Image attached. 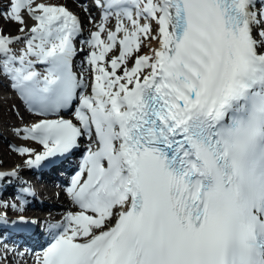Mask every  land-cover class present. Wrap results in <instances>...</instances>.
<instances>
[{"label":"snow or ice","instance_id":"snow-or-ice-1","mask_svg":"<svg viewBox=\"0 0 264 264\" xmlns=\"http://www.w3.org/2000/svg\"><path fill=\"white\" fill-rule=\"evenodd\" d=\"M82 7L0 0L16 151L53 172L79 157L40 252L8 247L40 222L0 198V264H264V0Z\"/></svg>","mask_w":264,"mask_h":264},{"label":"rangeland","instance_id":"rangeland-1","mask_svg":"<svg viewBox=\"0 0 264 264\" xmlns=\"http://www.w3.org/2000/svg\"><path fill=\"white\" fill-rule=\"evenodd\" d=\"M56 2H59L58 0H56ZM70 10H72L73 12L77 13L75 8L72 6H68ZM0 26H4L6 27V29L8 31H10L12 34L16 33V25H3V22L0 21ZM9 94L6 93V91H0V119H5V121L7 120L10 123H18L20 122H24L21 121L16 115H14V112L12 111V109L18 107L17 105L14 104V102H12L11 100L8 99ZM4 104V105H2ZM21 111V110H20ZM22 112V111H21ZM26 120L28 122H31V120H33L31 118V116H27ZM3 121V120H1ZM14 125V124H13ZM11 127V126H10ZM13 128V127H12ZM14 133V132H13ZM10 137H12L13 139L18 140V142L20 141V144L24 147L26 146L25 144L21 143V139L20 137H17L16 135H12V134H8ZM20 156V159H18ZM27 157L21 156L17 151H15L13 148H11L9 145H5V144H0V162L4 165L5 168L9 167H14L17 166L19 167L21 164L24 165V161L26 160ZM40 187H44L47 186L46 183H38ZM52 192H57L59 191V187L55 184H51L48 187ZM56 188V189H55ZM47 194L49 192H46ZM46 194V195H47ZM59 196V195H58ZM56 196L55 199L51 198L50 196H48V200L52 201V202H63L64 200L60 197ZM58 217V216H56ZM28 264H31V260L28 261Z\"/></svg>","mask_w":264,"mask_h":264},{"label":"bare ground","instance_id":"bare-ground-1","mask_svg":"<svg viewBox=\"0 0 264 264\" xmlns=\"http://www.w3.org/2000/svg\"><path fill=\"white\" fill-rule=\"evenodd\" d=\"M58 1H60V3H67V6H72V7H74L75 8V10H76V14H78V15H80L82 18H84L85 19V21L87 20V16H86V14H85V12H84V10H83V7H82V5L83 6H87V4L85 5V3H83V2H81V1H78V0H58ZM87 2V1H86ZM3 90H4V88H3ZM2 90V91H3ZM2 105H4V104H2ZM1 110V109H0ZM1 112V111H0ZM1 114V113H0ZM1 120H3V121H1V123H2V126H3V128L4 129H7V127H9L10 125L8 124V121L6 120L5 121V119H1ZM14 124V123H13ZM7 137V135L5 134V132H3V133H1V138L2 139H4V138H6ZM18 159H20V156H19V158ZM1 166H4L1 162H0V167ZM19 170H20V172H22L23 170H25L27 167H25L23 164H21L19 167H17ZM61 175V173H58L57 174V176H60ZM13 188V187H12ZM43 189H45V191L46 192H49L48 193V195L51 197V198H53V199H55V197L56 196H58V197H60V198H62L64 201L63 202H61L60 203V201L59 202H55V203H57L56 205L57 206H59V207H62V208H65L66 210L67 209H71L72 208V205H71V201H70V199L67 197V195L64 193V192H59L58 194H57V192H52L47 186H45V187H43ZM56 189V188H55ZM44 191V192H45ZM45 192V193H46ZM59 203V204H58ZM59 213H60V210L58 209L57 210V208L55 209V210H40V211H36V214L37 215H40V214H43V215H46L47 217H55L56 218V216H58L59 215ZM60 218V217H59ZM39 235H40V233H39ZM34 237H35V234L31 237V240H33L34 239Z\"/></svg>","mask_w":264,"mask_h":264}]
</instances>
